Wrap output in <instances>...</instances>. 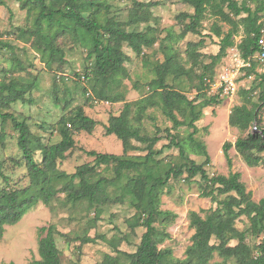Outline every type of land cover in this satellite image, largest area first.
Returning a JSON list of instances; mask_svg holds the SVG:
<instances>
[{"label":"rangeland","instance_id":"374dc122","mask_svg":"<svg viewBox=\"0 0 264 264\" xmlns=\"http://www.w3.org/2000/svg\"><path fill=\"white\" fill-rule=\"evenodd\" d=\"M3 1L4 4L0 5V82L8 83L15 80L30 85V88L25 93V102L18 100L1 109L3 113L10 114V117L5 120L0 118V132L2 130L1 133L4 135L3 142L0 143V164L8 178V182H5L0 177V189L7 185L22 189L30 184L28 170L17 146L18 133L13 128L11 116L18 121L26 122L34 134L30 147L36 160L41 159L40 144H52L60 140L58 123L60 117H67L77 107H81L87 116L96 121L90 133L84 130L73 132L74 147L57 161V168L69 175L73 174L79 165L95 163L94 157L87 155L86 151L121 155V141L113 134L106 135L104 126L110 115L120 113L125 102H135L149 94L151 64L163 60L159 44L166 36V30L171 29L172 38L164 41V44L177 52L178 62H181L190 73L189 77L181 76L182 79L177 81L175 87L189 100H193L194 112L198 114V120L194 123L197 126L194 138L205 145L210 157L209 162L204 164V169L209 176L227 175L230 171L239 172L241 181L251 193V199L258 202L264 197V166L246 165L233 147L228 151L231 157V165L228 166L222 152L225 141L233 143L241 135L235 127L229 125L228 117L232 108L243 103L250 106L249 100L260 102L258 96L261 87L257 75L264 72V63L258 61L255 54L254 72L251 75L245 74L244 68L249 65H244L236 46L241 40L242 30L234 36L235 44L228 47L211 67L206 68L205 66L210 63V56L219 51L220 38L210 31L212 24H217L223 31L229 28L221 20L207 12L201 23L200 34H187L180 39L178 34L181 31V24L176 16L181 12H192V8L180 0H102L109 3L110 7L109 10L104 8L97 12V20L100 23L104 24L107 19L118 14L119 20L128 21L131 18L130 23L125 25L126 29L147 31L152 36L156 35L157 40L153 46L145 49L144 55L134 53L124 44L122 49L127 55L124 62L127 76L121 80L120 85L109 91L111 96H114V91L119 92L116 95L117 100L107 102L105 99L100 101L92 98L91 101L83 87L86 86L87 92L92 90L91 79L82 80L85 82L83 83L73 78L75 71H82L88 66L89 62L85 59L87 48L70 35H61L56 39L60 52L57 53L56 59L47 57V63L35 48L33 37L21 34L20 29L31 26L32 23L31 19L27 18L25 10L20 9L14 0ZM77 5L81 11L96 9L85 0H78ZM201 36L204 37V41L197 47L194 57L188 56L185 51L187 42H198ZM246 63L249 62L245 61ZM224 70L235 76V89L232 92L217 87L219 76ZM203 72L206 75L205 82L200 86L198 75ZM168 81L176 83L171 77ZM91 92L94 93L93 90ZM91 92L89 97L94 96ZM210 98L215 101L204 107L203 103ZM178 105L179 108L174 113L185 125L176 128H172V122L158 105L147 106L139 119L136 118L135 106H132L129 112L130 119L134 125L140 127L141 134L161 136L153 148L161 149L155 159L159 161L162 171L169 165L181 163L182 159L176 147H163L169 140L164 131L156 133V127L162 130L170 129V132L176 135V140L184 143L186 154L196 163L203 164L205 160L204 155L194 153L187 144L188 136L193 130L188 125L191 119L190 106L186 102ZM258 117L264 125V105H260ZM132 143L137 148L128 151L127 155L136 160L142 159L147 152L144 144L136 141ZM114 175L112 164H103L95 166L92 178L100 176L112 178ZM126 175L127 172L123 171L117 184L106 185L105 189L112 199L121 194L120 186L125 182ZM185 176L183 173L176 179L171 178L160 195L159 208L174 213V217L159 219L155 223L168 234L158 242L159 248L171 251L168 258L171 259L167 264H173L177 259L183 260L187 247L192 243L194 228L189 226V212L195 211L204 217L208 211L216 208V203L209 197L201 196L204 183L200 176L197 175L190 180ZM137 221L136 211L127 199L90 206L86 199L72 200L67 198L66 193H58L48 205L39 201L17 223L4 226V232L0 237V264H29L39 259L38 241L41 237L39 228L49 225H53L57 231L54 234L55 242L60 250L62 264H94L101 261L106 254L116 256V251L132 253L144 232V228L138 226ZM248 225L245 216H240L234 223L239 230H245ZM86 238L93 241L88 242ZM263 240L264 231L258 234L249 231L246 235V242L253 254L257 253L258 245ZM214 241L213 237L211 242ZM235 243L236 240L230 241L231 245ZM119 260L120 264H128L122 256ZM221 260L222 257L214 253L209 264Z\"/></svg>","mask_w":264,"mask_h":264},{"label":"trees","instance_id":"16d2710c","mask_svg":"<svg viewBox=\"0 0 264 264\" xmlns=\"http://www.w3.org/2000/svg\"><path fill=\"white\" fill-rule=\"evenodd\" d=\"M20 9L25 10L27 18L31 19V26L20 29L21 34L33 37L35 48L40 52L44 61L47 57L56 59L60 48L56 45V39L64 34L70 35L77 42L87 48L86 61L88 66L82 71H75L73 78L76 81H88L91 79L92 90L87 93V98L107 102H115L116 95H109L121 84V80L127 76L124 62L127 55L122 47L126 44L138 55H144L147 48L153 46L157 36L150 35L143 30H128L125 25L128 21L119 20L118 14L113 15L103 24L97 20V12L100 9L109 10L110 4L102 0H85L91 7V11H81L78 8V0H14ZM183 4L192 8V12H181L176 17L181 24L178 34L183 39L187 34H200L202 20L206 13L213 15L229 26L227 31L221 30L217 24H212L211 30L220 38L219 51L210 56L211 67L225 52L228 47L235 44L234 36L242 30L241 40L237 43L240 56L249 66L245 74L254 72L256 62L253 60L260 50L258 43L261 27V17L264 15V0H180ZM4 1L0 0V5ZM251 4L254 6L252 7ZM132 22V20H131ZM160 41V50L163 52V60L151 64L152 78L148 83L149 94L135 102H125L122 110L117 115H110L104 126L105 134L115 135L122 144V154L99 153L93 150L86 151L87 155L94 157L93 165L83 164L77 166L73 174H67L57 168V161L64 157V153L74 147L73 132L84 130L90 133L96 121L87 116L83 108L77 107L67 117L59 118L60 140L52 144H40L41 159L36 160L30 147L34 134L28 124L12 118L13 128L17 131V146L21 151V158L28 170L29 186L16 189L9 185L0 189V237L5 225L17 223L21 217L39 201L48 205L58 193H66L68 199H86L90 206L103 205L110 201L129 200V204L135 209L138 226L144 228L140 242L132 253L116 251V256L104 255L103 259L94 264H120L121 256L128 264H167L171 259L169 249H161L158 242L168 236L164 230L155 225L157 220H165L174 217V213L161 210L160 195L168 181L186 174L190 180L199 175L204 183L201 196L209 197L216 203V208L208 211L201 217L198 212L190 211L188 214L189 226L194 228L191 236L192 243L186 249V257L183 260H174L173 264H209L213 254L217 253L222 260L213 264H264V240L258 245L256 254L251 252L246 242V235L250 231L258 234L264 231V197L255 202L251 199V193L241 181L239 172L230 171L227 175L214 174L209 176L204 169V164L209 162V154L203 143L194 138L198 120V114L194 112L193 100H189L176 88L181 76L189 77L190 73L178 62L177 52L164 41L172 38L171 29ZM209 35V34H206ZM204 37L198 42L188 41L185 51L188 56L194 57ZM62 59V57H61ZM147 60H145V63ZM263 63V62H262ZM83 76V78H82ZM260 78L261 92L258 96L260 102L249 100L250 106L243 103L235 105L228 117L229 125L235 127L241 134L233 143L225 141L222 152L228 166L231 165L229 149L233 147L241 156L244 163L254 167L264 166V125L261 124L258 112L260 105H264V72L257 75ZM171 77L176 83L168 81ZM205 73L198 75V83L202 86L205 82ZM82 83V84H83ZM30 88L28 84H21L12 80L8 83L0 82V118L5 120L10 114L2 110L20 100L25 102V93ZM115 89V88H114ZM93 95L89 97V94ZM85 93V94H86ZM98 98H97V97ZM158 99V100H157ZM213 98L203 103L204 107L214 102ZM187 103L190 106L191 119L188 125L193 129L188 136V146L196 154L204 155L203 164L192 160L185 152L184 143L176 140V135L170 129L155 128L156 133L165 132L169 142L163 147H176L178 155L182 159L179 164L169 165L165 171L159 166L155 156L161 149L155 150L153 146L161 139L156 134L153 136L141 134L140 127L134 125L130 119L131 107H136V118H141L147 106H159L163 114L172 122V128L185 125L177 119L174 113L179 108V103ZM2 109V110H1ZM69 124V125H68ZM2 132V130H1ZM0 132V143L4 135ZM132 141L144 144L146 154L142 159L136 160L127 155L130 150H135ZM112 164L114 177L100 176L92 178L96 165ZM127 172L125 182L121 187V194L113 199L109 196L105 187L109 184H117ZM0 177L8 182L0 164ZM8 184V183H6ZM221 197V198H219ZM240 216L248 219L249 225L245 230H239L234 226L235 220ZM41 237L38 241L39 259L29 264H62L60 250L55 242V227L53 225L39 228ZM214 242H211L212 238ZM91 242L92 239L86 238ZM231 240H236L234 245ZM121 255V256H119Z\"/></svg>","mask_w":264,"mask_h":264},{"label":"built area","instance_id":"2783aa9c","mask_svg":"<svg viewBox=\"0 0 264 264\" xmlns=\"http://www.w3.org/2000/svg\"><path fill=\"white\" fill-rule=\"evenodd\" d=\"M261 23V27H260V35H259V39H258V43L260 46V50L257 53V57L259 58V60L261 62L264 63V17L261 18L260 20ZM244 61V65H249V63L245 64V60ZM247 62V61H246ZM83 78V76H82ZM235 76H233L231 74V72H227V71H223L220 76H219V83L218 86L219 88H222L226 91H233L235 89Z\"/></svg>","mask_w":264,"mask_h":264}]
</instances>
